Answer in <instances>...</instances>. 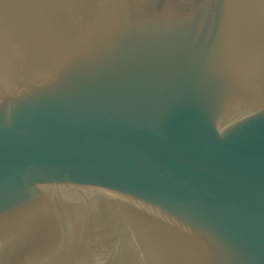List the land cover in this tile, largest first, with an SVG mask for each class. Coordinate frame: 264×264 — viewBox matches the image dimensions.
Listing matches in <instances>:
<instances>
[{
    "label": "water",
    "instance_id": "95a60500",
    "mask_svg": "<svg viewBox=\"0 0 264 264\" xmlns=\"http://www.w3.org/2000/svg\"><path fill=\"white\" fill-rule=\"evenodd\" d=\"M0 264H264V0H0Z\"/></svg>",
    "mask_w": 264,
    "mask_h": 264
}]
</instances>
